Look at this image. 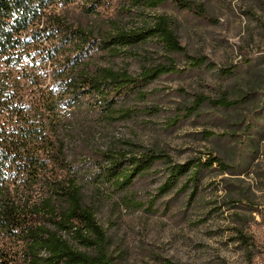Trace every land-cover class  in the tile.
Segmentation results:
<instances>
[{
    "label": "rangeland",
    "instance_id": "obj_1",
    "mask_svg": "<svg viewBox=\"0 0 264 264\" xmlns=\"http://www.w3.org/2000/svg\"><path fill=\"white\" fill-rule=\"evenodd\" d=\"M192 1L211 19L164 0L128 20L167 16L187 54L208 64L190 67L187 55L152 42L87 58L90 68L132 74L168 59L181 68L121 100L125 116L106 119L88 108L69 128L68 159L80 168L84 202L106 230L114 264H264V0ZM115 10L86 14L72 5L60 12L102 38ZM201 95L238 103L206 101L188 116L185 107ZM110 149H154L172 164L213 157L223 164L213 161L195 182L185 176L163 193L168 164L158 160L118 191L96 176Z\"/></svg>",
    "mask_w": 264,
    "mask_h": 264
},
{
    "label": "trees",
    "instance_id": "obj_2",
    "mask_svg": "<svg viewBox=\"0 0 264 264\" xmlns=\"http://www.w3.org/2000/svg\"><path fill=\"white\" fill-rule=\"evenodd\" d=\"M164 0H0V264H114L109 239L92 207L84 202L80 168L67 154L69 128L86 109L106 119L126 115L121 100L162 75L181 68L173 59L142 65L137 74L114 67L90 68L96 50L154 43L166 53L187 55L190 67L207 57L187 54L167 16L131 23L134 13ZM204 19L207 10L192 0H170ZM72 5L86 14L115 8L102 38L75 25L60 11ZM231 70V69H229ZM211 101L232 107L237 101L198 96L186 114ZM107 166L97 177L123 191L156 161L168 164L163 193L183 177L195 182L199 170L218 161L172 164L166 154L107 150Z\"/></svg>",
    "mask_w": 264,
    "mask_h": 264
}]
</instances>
